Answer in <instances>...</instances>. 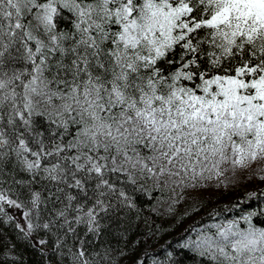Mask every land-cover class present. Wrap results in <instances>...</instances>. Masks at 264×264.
Masks as SVG:
<instances>
[{
	"label": "snow or ice",
	"instance_id": "1",
	"mask_svg": "<svg viewBox=\"0 0 264 264\" xmlns=\"http://www.w3.org/2000/svg\"><path fill=\"white\" fill-rule=\"evenodd\" d=\"M260 160L264 0H0V264H21L2 226L46 264H119L105 235L149 181L196 189ZM181 253L264 264V206L167 264Z\"/></svg>",
	"mask_w": 264,
	"mask_h": 264
},
{
	"label": "trees",
	"instance_id": "2",
	"mask_svg": "<svg viewBox=\"0 0 264 264\" xmlns=\"http://www.w3.org/2000/svg\"><path fill=\"white\" fill-rule=\"evenodd\" d=\"M261 167L250 168L246 176H239L231 170L223 177V186L205 189L200 196L184 197L179 189L161 187L154 190L152 182L147 187L150 193H138L137 207L126 211L119 222L105 235L104 243L113 248V256L119 264H167L168 253L180 251V245L196 232L221 218H231L240 209L264 206V175ZM251 199H248L249 196ZM178 201V202H177ZM239 204V208L235 207ZM3 239L7 243H18L16 255L21 264H46L45 254L38 249L25 246L16 237L12 227L2 226ZM119 252L124 256H118ZM184 264H199L191 253H181Z\"/></svg>",
	"mask_w": 264,
	"mask_h": 264
},
{
	"label": "rangeland",
	"instance_id": "3",
	"mask_svg": "<svg viewBox=\"0 0 264 264\" xmlns=\"http://www.w3.org/2000/svg\"><path fill=\"white\" fill-rule=\"evenodd\" d=\"M255 167H261V168H264V160H260V161H257L255 163H253L251 166L247 167V168H244V169H237L235 171V173L239 174V176H242V177H245L246 176V172L250 169V168H255ZM224 177V176H223ZM223 177H220L219 179L218 178H215L213 177L211 180H205L202 182V185L201 187L199 188H196V189H181V188H177L179 189L180 193L183 195V198L184 197H187V196H190L191 194L193 196H200L202 193L205 192V189L213 186L215 188H219L221 186H223V183H221V180H223ZM222 188V187H221ZM220 189V188H219ZM8 211L10 212H14L16 210L14 209H9Z\"/></svg>",
	"mask_w": 264,
	"mask_h": 264
}]
</instances>
